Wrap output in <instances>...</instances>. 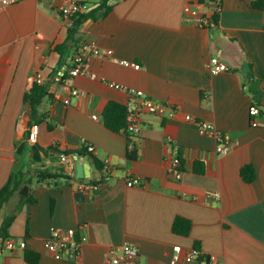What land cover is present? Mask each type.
<instances>
[{
    "label": "crops",
    "instance_id": "1",
    "mask_svg": "<svg viewBox=\"0 0 264 264\" xmlns=\"http://www.w3.org/2000/svg\"><path fill=\"white\" fill-rule=\"evenodd\" d=\"M101 1L82 3L89 11ZM253 1L221 0L218 21L202 27L188 21L183 8L207 12L205 1L110 0L105 15L98 11L72 37L56 1L0 5V189L16 169L51 177L28 185L35 202L17 209L14 194L0 207V264H31L26 253L36 264H72L44 248L56 228L85 236L78 264H110L107 252L124 243L137 247L136 264H169L174 245L181 254L192 248L213 254L222 264H264V122L260 117L262 126L254 127L248 114L251 105L264 111V0L262 10ZM90 43L109 55L90 56L87 76L68 86L59 82L75 50ZM215 55L228 70L209 75L206 64ZM35 82L48 95L38 106L43 118L31 144L23 95ZM71 89L80 94L70 96ZM129 89L177 107L171 120L141 116L133 161L126 158L129 137L103 121L109 102L125 107ZM56 95L69 97V104ZM186 115L228 135L230 151L217 153L216 140ZM86 144L95 152L88 153ZM76 150L80 161L89 162L92 179L105 159L112 166L95 191L77 190L74 162L60 161L62 153L73 157ZM171 157L180 160L178 180L168 172ZM245 165L253 168L252 182L240 175ZM127 176L145 187L126 186ZM175 217L190 221L186 236L172 231ZM5 241H12L10 249Z\"/></svg>",
    "mask_w": 264,
    "mask_h": 264
},
{
    "label": "built area",
    "instance_id": "2",
    "mask_svg": "<svg viewBox=\"0 0 264 264\" xmlns=\"http://www.w3.org/2000/svg\"><path fill=\"white\" fill-rule=\"evenodd\" d=\"M17 0H0V5H7L16 2ZM56 1L57 11L64 21L66 27L71 29L74 21L81 15L87 12V7L82 3V0H53ZM205 3L209 4L207 12H200L197 8L191 5H185L183 8L184 14L188 21H194L198 26L210 27L215 25L212 18L214 15H219L221 0H205ZM109 55V51H100L93 43L83 44L78 47L70 58L69 67L64 72L57 75V80L64 85L68 86L70 81L80 76L88 75V58L90 56H102ZM134 69H139V65H133ZM228 70L227 65L220 60L219 55H215L209 58L206 64V71L209 75H216L222 71ZM39 78V75H37ZM115 89L124 90L121 85L110 84ZM128 94V100L125 105V128L122 133L129 137L127 149L130 151L132 144L136 145V136L140 132L141 116L145 113L158 117L164 120H171L177 113V107L170 102L156 101L142 91L129 89L126 91ZM80 94L77 90L71 89L70 96H77ZM55 99L61 100L64 105L69 104V97L63 98L60 95H56ZM250 117V124L254 127L262 126L258 122L260 117L264 115L260 108L256 105H251L248 110ZM96 116H92L95 119ZM187 121H192L197 130L206 136L212 137L216 140V152L219 154H226L232 148L231 141L225 133H222L216 129L211 123L195 120L192 117L186 115ZM38 125L34 124L29 128L27 140L31 144H34L37 140ZM137 146V145H136ZM85 148L88 153H94L95 148L86 144ZM80 160L76 155L70 157L69 155H60V161L62 162H75ZM180 160L178 157H171L169 159L168 172L176 180L181 178V171L179 170ZM102 172L109 177L113 172L112 166L108 160L103 161ZM99 179V178H98ZM98 179H92L88 182L79 180L76 183V189L83 192L95 191L98 187ZM126 186L128 187H145V184L137 177H126ZM85 236L75 237L74 229H53L49 237L44 241L45 250L55 260H66L72 264H78V260L81 254V247L85 242ZM3 245L10 249L12 247V241H5ZM25 243L21 242L20 247H24ZM173 253L169 260V264H222L217 260V257L213 254L204 253L200 249L192 248L186 250L181 254L182 249L179 245H174L172 249ZM138 249L136 246L124 243L120 246L111 248L106 254V260L110 264H136L138 260Z\"/></svg>",
    "mask_w": 264,
    "mask_h": 264
},
{
    "label": "trees",
    "instance_id": "3",
    "mask_svg": "<svg viewBox=\"0 0 264 264\" xmlns=\"http://www.w3.org/2000/svg\"><path fill=\"white\" fill-rule=\"evenodd\" d=\"M109 1L110 0H102L101 4L98 7L87 11L85 14L77 18L73 23V27L70 30H68L69 36L72 37L76 28L87 19L94 18L98 11L103 10L102 15H105L110 10V7L107 5ZM198 1H205V0H198ZM252 6L258 10H262L263 0H254L252 2ZM212 20L213 22L216 23L218 21V15H214ZM251 93L255 94L253 90H251ZM47 95L48 93L46 86L38 82H35L32 85V87L29 89V91H27L23 95L24 103H27L29 106V119L31 122L29 128L33 124L38 123L41 120V118H43V115L40 114L38 111V106L41 100L45 98ZM262 114L264 115V111H262ZM103 121H104V125L109 130L116 133L122 132V130L125 128V107L114 102H109L106 105L103 112ZM32 150L34 151L32 159H35L37 149L33 147ZM74 153L77 156H82L81 150H76L74 151ZM62 154L68 155V152H64ZM126 158L131 161L137 159V146L135 144H132L130 151H128L127 149ZM197 172L200 173L201 170H198ZM240 175L244 181L252 182L254 180V171L252 166L250 165L243 166L240 169ZM48 178L51 177L42 171L30 173V172H24L20 169L14 170L9 175L7 182L0 189V207L3 206L14 194H17L18 196L17 209H19L25 203L35 202V198H33L29 193L28 185L31 184V181L33 179H35L39 183H42L45 179ZM106 178H108L106 177V174L101 172L98 179V183L104 181ZM13 216L14 215H10L5 219L4 227L7 228L9 226V224L13 220ZM190 228H191L190 221L182 217H175L171 227L174 233L184 236H186L189 233ZM25 260L31 264H36V260L31 253H26Z\"/></svg>",
    "mask_w": 264,
    "mask_h": 264
},
{
    "label": "water",
    "instance_id": "4",
    "mask_svg": "<svg viewBox=\"0 0 264 264\" xmlns=\"http://www.w3.org/2000/svg\"><path fill=\"white\" fill-rule=\"evenodd\" d=\"M241 73L243 75H247V77H250V74L247 73L246 70H242ZM33 154V152H31V155ZM74 167H75V174L74 177L77 180H83L84 182H88L90 180H92V172L90 170V164L89 162H83L80 160H76L74 162Z\"/></svg>",
    "mask_w": 264,
    "mask_h": 264
},
{
    "label": "rangeland",
    "instance_id": "5",
    "mask_svg": "<svg viewBox=\"0 0 264 264\" xmlns=\"http://www.w3.org/2000/svg\"><path fill=\"white\" fill-rule=\"evenodd\" d=\"M18 197V196H17ZM6 204V203H5ZM14 205V203L13 204H11V206H10V208H12V206Z\"/></svg>",
    "mask_w": 264,
    "mask_h": 264
}]
</instances>
